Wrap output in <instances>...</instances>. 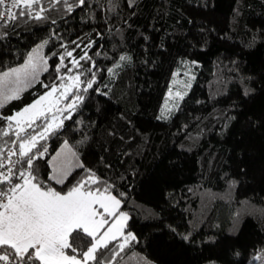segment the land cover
<instances>
[{
  "label": "trees",
  "instance_id": "16d2710c",
  "mask_svg": "<svg viewBox=\"0 0 264 264\" xmlns=\"http://www.w3.org/2000/svg\"><path fill=\"white\" fill-rule=\"evenodd\" d=\"M41 42L47 70L19 99L0 98V150L18 146L3 117L80 76L34 164L58 191L87 170L93 189L113 186L136 239L112 241L105 264L264 263V0H40L32 16L0 20V75ZM64 142L83 168L58 185L48 161Z\"/></svg>",
  "mask_w": 264,
  "mask_h": 264
},
{
  "label": "snow or ice",
  "instance_id": "6c2138e0",
  "mask_svg": "<svg viewBox=\"0 0 264 264\" xmlns=\"http://www.w3.org/2000/svg\"><path fill=\"white\" fill-rule=\"evenodd\" d=\"M64 2L67 4V0ZM84 3L85 0H79L81 6ZM39 4L40 0H11V4L6 6V13L0 12V20L6 18L11 21L26 14L32 16L34 6ZM0 6H5V0H0ZM43 11L44 8L40 7L35 12V18H43ZM68 11H72V5H68ZM43 46L42 44L33 49L22 66L11 68L0 75V97L9 101L20 98L19 94L35 80L41 61L45 65L47 63L39 56V50ZM66 55L71 56L72 53L67 52ZM60 59L63 61V57ZM127 59L129 58L125 56L120 57L121 61ZM59 79L63 80L64 77ZM71 79L73 83L60 85L63 88L60 97L53 98L58 91L55 84L46 85L50 91L45 95L14 115L3 117L9 129L15 123L16 140L12 143L18 142L17 150L9 149L6 156L0 150V262L4 264H89V261L93 264H105L104 250L118 255L114 249H110L112 241L123 237L122 242L115 245V248L123 250L136 239L131 232L126 235L124 233L128 215L118 212L121 200L112 194L113 186L105 184L103 188L93 189L92 185L99 184L100 181L91 170H87V176L77 180L67 191H58L40 179L39 168L34 161L43 158L47 149L37 148L38 137L43 140L61 127L62 121H58L53 115L49 122L46 113L52 112L61 98H67L69 89L80 83L79 75ZM91 87L92 81H89L87 88ZM87 88L84 89L85 92ZM75 99L82 100L83 97L76 96ZM3 106L0 103V108ZM74 108L75 103L66 106V110ZM56 111L62 110L56 108ZM41 117L45 118L41 125L42 132L35 133L33 129L35 134L21 135L26 127L32 128ZM67 118L69 117H65ZM0 132L4 136L9 135L7 130L0 129ZM13 156L18 159L13 161ZM75 158L76 153L65 142L62 152L48 161L52 170L48 181L63 185L70 175L69 169ZM4 160H7V164ZM79 167L83 168V165L80 164ZM109 217H115L111 224ZM105 225H108L106 229ZM102 229L105 230L101 231ZM69 251L71 254H68Z\"/></svg>",
  "mask_w": 264,
  "mask_h": 264
},
{
  "label": "rangeland",
  "instance_id": "374dc122",
  "mask_svg": "<svg viewBox=\"0 0 264 264\" xmlns=\"http://www.w3.org/2000/svg\"><path fill=\"white\" fill-rule=\"evenodd\" d=\"M42 44L44 45L43 42L37 44L33 49L37 48L39 45H42ZM33 49H32V50H33ZM44 49H45V46H43L42 48H40V50H39V56L42 57L43 60L46 61L47 63H46V65H45V64H43V61H41V64H40V67H39V69H38V72H37V75H36L35 80L38 79V77L40 76L41 72H42V71L44 70V68L47 67V65H48V59H47V56H46V54H45ZM32 50H31L30 52H32ZM75 76H77V75H76V74H75V75H71V76H70V80L67 81V82H65V83H63V84H64V85H68V84L73 83V81H72L71 78H72V77H75ZM35 80H33L30 84H32L33 82H35ZM181 83H183V84H188L187 86H190L191 80H187L186 77H185V78H183V79L181 80ZM30 84H29V85H30ZM81 85H82V84H81V80H80V83L78 84L77 87L80 88ZM27 87H28V86H26L25 89H26ZM57 88H58V91L54 94V97H53V98L60 97V94H61V92L63 91V88H61L60 86L57 87ZM75 88H76V87H75ZM75 88H71V89H69L68 94H69L70 92H72L73 90H75ZM48 91H50V89L47 90V91H46L45 93H43L42 95H40L39 97L45 95ZM78 91H79V89L77 90V94H78ZM68 94H67V96H68ZM39 97H37L36 99H38ZM75 97H76V96H75ZM0 98H2V97H0ZM2 99H3V98H2ZM36 99H35V100H36ZM35 100H33L31 103L25 105L24 107H26V106L32 104ZM64 100H65L64 98H61V99H60V103H59L58 105H56V108L62 109V108H60V107H61V105H62V103H63ZM24 107H22L21 109H19V110L16 111L15 113L21 111ZM56 108H53L52 112L46 113L47 120L50 122L52 116L55 115V116L57 117V120H58V121H62V125H63V124L65 123V120H66L65 117L68 116V113H62V111L57 112V111H56ZM15 113H14V114H15ZM14 114H13V115H14ZM163 114H164V112H163V110H162L161 113H159L158 116H161V115H163ZM44 122H45V121H44ZM13 123H14V122H13ZM14 124H15V123H14ZM62 125H61V126H62ZM27 129H28V128L26 127L25 130H27ZM42 131H43V128L40 126V127H38V128L35 130V133H39V132H42ZM35 133H33V131H32V132H30V133H26L25 135H27V134H35ZM25 135H24V136H25ZM39 140H40V139H39V137H38V141H39ZM66 143L68 144L69 148H71L72 151L76 153V158L73 160L72 167L69 169V171L71 172L75 167H77V166H79V165L81 164V159H80V157H79V155H78V152H77V150H76V147H75L72 143H70V142H66ZM64 144H65V142H64V143L59 147V149H58V150H57V151L51 156V158H52L53 156H55L58 152H62V150L64 149ZM51 158H50V160H51ZM61 158H63V156H62ZM51 174H52V170H51ZM112 194L115 195L114 193H112ZM115 196H116V195H115ZM117 198L119 199V197H117ZM120 207H121V205H120ZM101 211H103V210L101 209ZM121 211H122L121 208H119V209H118V212H121ZM122 212H124V211H122ZM124 213H126V212H124ZM126 214L128 215V213H126ZM128 218H129V215H128ZM108 219H109V224H111L112 221L115 219V217H109ZM127 221H128V220H127ZM127 221H126V224H127ZM126 224H125V227H126ZM107 227H108V225H105V229H106ZM105 229H102L101 231H104ZM124 233H125V228H124ZM125 234H126V233H125ZM68 254H71V253L68 252ZM78 258H79V257H78ZM261 264H262V263H261ZM263 264H264V263H263Z\"/></svg>",
  "mask_w": 264,
  "mask_h": 264
},
{
  "label": "built area",
  "instance_id": "2783aa9c",
  "mask_svg": "<svg viewBox=\"0 0 264 264\" xmlns=\"http://www.w3.org/2000/svg\"><path fill=\"white\" fill-rule=\"evenodd\" d=\"M10 4H11V0H5V6H2L1 12H5V13H6V11H7L6 6H7V5H10ZM14 10H15V9H13V11H14ZM1 22H2V23H6V22H8V20L5 18L4 20H1ZM11 159H12L13 161L16 160V158H15L14 156L11 157ZM4 163L7 164V160H4ZM0 264H4V262H0Z\"/></svg>",
  "mask_w": 264,
  "mask_h": 264
}]
</instances>
